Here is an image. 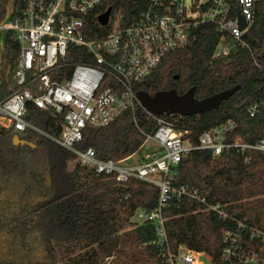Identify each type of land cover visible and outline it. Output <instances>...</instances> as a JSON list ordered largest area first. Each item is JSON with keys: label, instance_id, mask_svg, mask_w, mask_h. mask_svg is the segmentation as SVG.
<instances>
[{"label": "trees", "instance_id": "trees-1", "mask_svg": "<svg viewBox=\"0 0 264 264\" xmlns=\"http://www.w3.org/2000/svg\"><path fill=\"white\" fill-rule=\"evenodd\" d=\"M147 3L104 0L84 20L85 39L110 31L111 24L97 23V16L107 9L111 23L120 17L121 25L128 26ZM220 39L212 25L198 26L183 49L166 55L135 87L150 96L168 90L181 96L194 87V98L201 100L238 86L215 110L173 116L174 128L193 148L203 131L228 119L237 125L233 137L246 143L264 139V113L247 114L264 98V0H256L253 24L243 37L247 48L235 45L227 55L213 57ZM2 47L0 102L9 94L18 55L10 34ZM84 55L83 48L70 47L65 70L87 61ZM24 120L45 135H60L62 117L50 110L28 104ZM155 129V121L136 107L106 127H86L76 148H92L98 159L117 162L138 152ZM43 134L27 129L16 135L0 127V264H101L113 256L126 264H165L154 227L132 220L138 211L148 213L156 207L158 189L139 180L117 183L78 164L69 169L74 156ZM14 137L24 143L14 146ZM175 185L196 192L204 202L182 197L164 209L172 251L184 246L207 254L211 264H224L225 233L234 230V221L264 229V155L260 153L244 156L230 150L214 158L208 151L193 150L178 164ZM208 206H217L227 218L206 211Z\"/></svg>", "mask_w": 264, "mask_h": 264}, {"label": "built area", "instance_id": "built-area-1", "mask_svg": "<svg viewBox=\"0 0 264 264\" xmlns=\"http://www.w3.org/2000/svg\"><path fill=\"white\" fill-rule=\"evenodd\" d=\"M102 2L0 0V55L6 34L18 45L9 94L0 102V127L16 135L27 129L43 134L24 120L28 104L61 116L59 137L43 135L70 152L75 164L117 183L139 180L158 189L156 207L148 213L138 211L134 222L154 227L165 264H211V257L203 252L184 246L172 251L168 246L163 217L166 206L182 197L204 202L196 192L175 185L177 166L193 150L208 151L214 158L230 150L244 156L264 155V139L246 143L233 137L237 125L228 119L203 131L193 148L173 126L171 119L177 115L148 113L137 100L135 87L166 55L183 49L200 25H212L221 35L213 57L227 55L235 45L247 48L243 37L253 24L256 0H148L135 22L122 26L120 17L112 23L109 17L106 26L111 24V29L106 35L85 39L84 20ZM236 10L245 24L242 30ZM72 46L83 48L87 61L67 72L65 58ZM136 107L156 123L145 140L152 141L154 149L137 164H125L131 157L103 161L92 148H76L86 127H106ZM260 112L264 113V98L247 109L249 117ZM206 211L227 218L217 206H208ZM234 222V230L225 233L224 264H264V229Z\"/></svg>", "mask_w": 264, "mask_h": 264}, {"label": "water", "instance_id": "water-1", "mask_svg": "<svg viewBox=\"0 0 264 264\" xmlns=\"http://www.w3.org/2000/svg\"><path fill=\"white\" fill-rule=\"evenodd\" d=\"M239 30L244 29L245 24L243 18L236 10ZM110 17V9L97 17V22L101 26H106ZM238 90V86L231 90L214 94L210 97L196 100L194 98L195 88H190L185 94L179 96L174 90L157 92L153 96L143 91L136 93L137 100L141 107L154 116L161 115H177L187 117L191 115H202L215 110L223 101L228 100ZM24 142L18 137L13 138V145L18 146ZM31 146V145H30Z\"/></svg>", "mask_w": 264, "mask_h": 264}, {"label": "rangeland", "instance_id": "rangeland-1", "mask_svg": "<svg viewBox=\"0 0 264 264\" xmlns=\"http://www.w3.org/2000/svg\"><path fill=\"white\" fill-rule=\"evenodd\" d=\"M153 149H154V143L150 140H147L142 145L140 150L138 152H136L135 154H133L131 156V158L125 164L126 165L137 164L138 160H140L144 154H146L149 151H152ZM74 165H75V163H74V161H72L69 163L68 168L72 169L74 167ZM132 220L134 222V218ZM101 264H126V263L124 262L123 259L113 256L111 258L103 260Z\"/></svg>", "mask_w": 264, "mask_h": 264}]
</instances>
